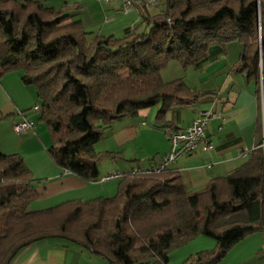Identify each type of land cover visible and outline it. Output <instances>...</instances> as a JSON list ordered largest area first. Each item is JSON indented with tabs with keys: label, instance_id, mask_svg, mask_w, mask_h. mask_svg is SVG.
Segmentation results:
<instances>
[{
	"label": "trees",
	"instance_id": "obj_1",
	"mask_svg": "<svg viewBox=\"0 0 264 264\" xmlns=\"http://www.w3.org/2000/svg\"><path fill=\"white\" fill-rule=\"evenodd\" d=\"M164 5L154 15L137 6L148 31L135 27L115 38L89 37L80 21H68L64 7L0 0L1 71H19L35 88L36 113L51 139L50 159L85 182L100 177L103 154L93 145L113 120L159 103L156 120L166 129L167 111L201 96L181 77L161 78L171 60L183 70L196 68L210 47L236 40L242 50L233 68L264 99V0H164ZM24 113H18L22 119ZM262 144L260 120L245 161L199 192L188 193L180 176L166 168L150 177L124 175L112 197L42 210L30 209L37 192L22 156L0 152V264L51 237L77 242L112 264H168L170 251L200 235L213 238L215 247L180 264H218L239 241L264 232Z\"/></svg>",
	"mask_w": 264,
	"mask_h": 264
},
{
	"label": "crops",
	"instance_id": "obj_2",
	"mask_svg": "<svg viewBox=\"0 0 264 264\" xmlns=\"http://www.w3.org/2000/svg\"><path fill=\"white\" fill-rule=\"evenodd\" d=\"M37 1L55 9L64 7V11L70 15L68 21H80L89 37H122L141 18V11L137 7L124 13L119 0L111 4L104 0ZM241 50V43L234 42L227 43L224 48L210 47L207 60L202 65L187 69H193L190 75H194L195 79L191 78L190 82L185 83L195 87L202 93L201 96L176 104L167 111L165 120L168 126L166 129L169 130L184 128L200 112L206 110L219 112L221 115L210 120L205 133L211 148L204 150L205 141H199L192 153L182 154L167 165L168 170L180 176L188 193L199 192L213 178L228 174L245 161L248 153L255 147L257 124L260 120L264 121V99H259L257 85L248 80L244 73L233 68ZM7 75L0 68V152L21 155L31 171L37 192V197L30 204L31 210H42L72 200L112 197L117 191L118 181L102 180L105 175L115 171L127 172L140 164L155 165L170 150L167 134L163 133L164 129L155 116L159 104L155 108L142 109L134 116L117 118L104 130L99 139L102 141L99 147H95V144L100 141L93 146L96 152L104 153L99 159L101 164L98 163L100 177L96 181L85 182L52 162L47 153L51 144L42 126L35 122L37 117L39 119V114H26L37 103L35 88L30 90L29 87L33 86L26 84L21 76V82L15 81L14 85V80L7 78ZM22 84L27 89L26 93ZM18 86H21L22 94L18 92ZM19 112H25L26 118L33 122V129L22 135H15L12 126L22 120ZM148 157L152 159H147ZM249 237L251 236L239 241L228 254L233 253ZM169 261L171 264H178L174 258ZM9 264L109 262L77 242L51 237L28 244L15 254Z\"/></svg>",
	"mask_w": 264,
	"mask_h": 264
},
{
	"label": "rangeland",
	"instance_id": "obj_3",
	"mask_svg": "<svg viewBox=\"0 0 264 264\" xmlns=\"http://www.w3.org/2000/svg\"><path fill=\"white\" fill-rule=\"evenodd\" d=\"M163 8H164V2H160L157 6L147 7L146 12L149 15H154L157 12H159L160 10H162ZM142 12L145 14L143 9H142L141 13ZM121 14H122V12H121ZM135 27L139 33H144V32L146 33L148 31V28H147L146 24L144 23L142 17L138 18L137 24L135 25ZM135 27H132V28H135ZM232 42L239 44V42L236 40H234ZM192 70L193 69L183 70L177 61L171 60L166 65V67L161 70L160 75L164 81H169L171 79L181 77L187 83V82H190L192 79H195L194 75H193V77H191V75H190V72H193ZM5 74H8L7 78H12L14 80V85H15V81L16 82L19 81V83L21 82V79H20L21 73L19 71H9V72H5ZM21 86H23L24 91L26 93V90H27L26 87H24L23 84ZM21 86L17 87V90L20 94H22L21 93ZM30 86H32V85H30ZM33 88L34 87H29L30 90H33ZM156 106H157V104L152 106V107L155 108ZM29 113L37 115L36 112H33L31 110H28L26 114H29ZM35 122H36V125L40 124V126H42L44 133L46 134V138L49 141V143L51 144V139L49 137V133L46 129L45 124L40 119H38V117L35 119ZM164 132H166L165 129H164L163 133ZM14 134H15V132H14ZM99 141L100 140H98L96 143H98ZM101 142L102 141H100L98 144H95V147H99V144H101ZM94 150H96V149H94ZM101 154L104 155V153H101ZM147 159L151 160L152 158L148 157ZM98 163L101 164L100 160ZM140 165H142V164H140ZM113 181L117 182V179H114ZM249 236H251V237H249V239H246V241H244L241 245H239L233 253L228 254L229 253L228 252L227 253L228 255L226 254L222 258L223 261L221 260L218 264H264V232H256V233H253ZM243 246H245V247L242 248ZM214 247H215V240L213 238L200 235V236H197L194 239L190 240L189 242H187L183 246H181L179 248H175L174 250L170 251L169 260L174 258V261L176 260L177 263L179 264L183 261V259L187 258L191 254H194V253L199 252V251H204V250H212ZM181 257H182V259H181ZM168 264H171L170 261L168 262Z\"/></svg>",
	"mask_w": 264,
	"mask_h": 264
},
{
	"label": "built area",
	"instance_id": "obj_4",
	"mask_svg": "<svg viewBox=\"0 0 264 264\" xmlns=\"http://www.w3.org/2000/svg\"><path fill=\"white\" fill-rule=\"evenodd\" d=\"M111 4L115 0H104ZM121 2V10L126 13L131 8L137 6L154 7L157 6L160 0H119ZM34 112H40V106L34 104L31 108ZM221 117L219 112L212 110H206L200 112L187 126L179 130L165 129L167 134L170 150L162 158V160L151 166L136 165L133 166L127 172L115 171L105 175L102 180L120 179L124 175L129 174L130 176L136 177H150L153 175L160 174L167 168L170 162H173L178 156L182 154H190L194 151L197 143L204 140V150L211 148L210 142L205 137V133L208 129L209 122L212 118ZM33 122L27 118H23L21 121L13 124L12 129L17 134H23L32 129ZM264 145V144H262Z\"/></svg>",
	"mask_w": 264,
	"mask_h": 264
},
{
	"label": "water",
	"instance_id": "obj_5",
	"mask_svg": "<svg viewBox=\"0 0 264 264\" xmlns=\"http://www.w3.org/2000/svg\"><path fill=\"white\" fill-rule=\"evenodd\" d=\"M109 264H112V261L111 260H108Z\"/></svg>",
	"mask_w": 264,
	"mask_h": 264
}]
</instances>
